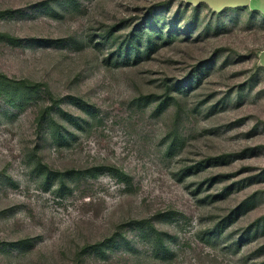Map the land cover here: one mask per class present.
<instances>
[{
	"label": "rangeland",
	"instance_id": "374dc122",
	"mask_svg": "<svg viewBox=\"0 0 264 264\" xmlns=\"http://www.w3.org/2000/svg\"><path fill=\"white\" fill-rule=\"evenodd\" d=\"M264 14L0 0V264H264Z\"/></svg>",
	"mask_w": 264,
	"mask_h": 264
},
{
	"label": "water",
	"instance_id": "95a60500",
	"mask_svg": "<svg viewBox=\"0 0 264 264\" xmlns=\"http://www.w3.org/2000/svg\"><path fill=\"white\" fill-rule=\"evenodd\" d=\"M195 8L207 5L214 13H223L227 9L248 8L252 12L264 14V0H184ZM259 64L264 67V50L259 54Z\"/></svg>",
	"mask_w": 264,
	"mask_h": 264
}]
</instances>
